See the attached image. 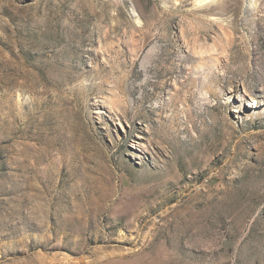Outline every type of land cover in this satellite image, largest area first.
I'll return each mask as SVG.
<instances>
[{
	"label": "rangeland",
	"instance_id": "374dc122",
	"mask_svg": "<svg viewBox=\"0 0 264 264\" xmlns=\"http://www.w3.org/2000/svg\"><path fill=\"white\" fill-rule=\"evenodd\" d=\"M0 264H264V0H0Z\"/></svg>",
	"mask_w": 264,
	"mask_h": 264
},
{
	"label": "bare ground",
	"instance_id": "6f19581e",
	"mask_svg": "<svg viewBox=\"0 0 264 264\" xmlns=\"http://www.w3.org/2000/svg\"><path fill=\"white\" fill-rule=\"evenodd\" d=\"M213 2H215L216 0H212ZM208 32H209V26H206L205 27V29H204V33L207 35L208 34ZM144 39V38H143ZM209 50V49H208ZM231 57H233V56H231ZM180 67V66H179ZM218 78H220V77H218ZM218 80V79H217Z\"/></svg>",
	"mask_w": 264,
	"mask_h": 264
}]
</instances>
